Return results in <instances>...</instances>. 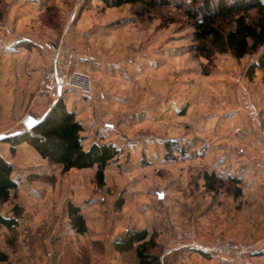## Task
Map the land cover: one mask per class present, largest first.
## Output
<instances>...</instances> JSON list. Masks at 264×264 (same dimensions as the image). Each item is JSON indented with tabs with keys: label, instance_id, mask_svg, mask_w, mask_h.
<instances>
[{
	"label": "rangeland",
	"instance_id": "374dc122",
	"mask_svg": "<svg viewBox=\"0 0 264 264\" xmlns=\"http://www.w3.org/2000/svg\"><path fill=\"white\" fill-rule=\"evenodd\" d=\"M125 2L0 0V135L55 104L38 96L52 69L49 42L92 77V103L67 89L62 99L84 129L85 148L111 143L118 151L99 184L97 168L63 173L28 145L11 153L0 141L19 180L0 215L22 211L15 230L0 228V264H139L135 249L113 245L142 229L161 264H233L191 248L165 254L186 230L199 243L221 236L252 244L254 264H264V156L245 109L249 101L260 110L264 130L262 74L246 77L258 55L207 60L180 0ZM169 142L183 153H168ZM206 173L218 177L213 191ZM69 204L85 218L83 235L70 226Z\"/></svg>",
	"mask_w": 264,
	"mask_h": 264
},
{
	"label": "trees",
	"instance_id": "16d2710c",
	"mask_svg": "<svg viewBox=\"0 0 264 264\" xmlns=\"http://www.w3.org/2000/svg\"><path fill=\"white\" fill-rule=\"evenodd\" d=\"M109 7H120L129 2L140 0H100ZM177 8L183 9L185 16L194 30L193 37L198 42L197 51L200 56L210 60L218 53L229 54L233 59L240 61L246 56L258 55L246 71L248 80L253 81L256 73L262 74L264 83V2L262 0H180ZM63 93L46 113V116L30 131L22 129L6 135L0 139L10 146L14 153L22 144L28 145L37 152L42 160L50 165L61 168L63 173L75 169H96L97 182L103 181L104 169L117 158L118 151L114 145L92 144L85 148L81 134L84 129L76 120V114L67 110ZM83 100V99H82ZM84 101V100H83ZM167 152L178 151L172 142L166 144ZM14 167L9 161L0 156V203L8 202L10 194L18 191L19 180L14 177ZM207 188L213 191L215 180L213 174L204 175ZM212 183V184H209ZM70 226L79 235L86 233L85 218L80 209L72 204L68 205ZM22 211L15 206L12 215H0V228L15 230L20 222ZM152 237L145 229L128 231L122 238L114 242L119 252H128L135 249L139 264H161L154 255L148 253L147 246ZM7 257L0 251V262H6Z\"/></svg>",
	"mask_w": 264,
	"mask_h": 264
},
{
	"label": "built area",
	"instance_id": "2783aa9c",
	"mask_svg": "<svg viewBox=\"0 0 264 264\" xmlns=\"http://www.w3.org/2000/svg\"><path fill=\"white\" fill-rule=\"evenodd\" d=\"M52 60V69L39 83L38 96L45 101H58L65 89L75 92L78 97L87 103L94 101V84L91 75L82 70L74 69L76 57L66 50H61L53 44L43 45ZM66 53V54H64ZM60 89V93H59ZM247 115L262 141L261 153L264 156V130L260 119V110L253 104L246 102ZM171 248L165 254H170L177 249L191 248L211 254L233 264H254V254L257 249L249 243L228 241L219 236L209 243H199L193 231L180 232Z\"/></svg>",
	"mask_w": 264,
	"mask_h": 264
},
{
	"label": "water",
	"instance_id": "95a60500",
	"mask_svg": "<svg viewBox=\"0 0 264 264\" xmlns=\"http://www.w3.org/2000/svg\"><path fill=\"white\" fill-rule=\"evenodd\" d=\"M59 93H60V89H59ZM51 108V107H50ZM49 111V110H48ZM47 111V112H48ZM46 112V113H47ZM46 113L44 114V116L40 117V118H33L31 116L26 115L24 117V119L22 120V124L25 128V130L30 131L31 129H33L35 127V125H37L40 121H42V119L46 116ZM5 135H0V139L2 137H4Z\"/></svg>",
	"mask_w": 264,
	"mask_h": 264
},
{
	"label": "crops",
	"instance_id": "0c3cea01",
	"mask_svg": "<svg viewBox=\"0 0 264 264\" xmlns=\"http://www.w3.org/2000/svg\"><path fill=\"white\" fill-rule=\"evenodd\" d=\"M261 74V73H260ZM43 116V115H42ZM22 146H25L24 144H22ZM43 161H45V160H43ZM252 188V187H251ZM263 238H261V240L259 241V242H262L261 243V246L260 247H264V233H263V236H262Z\"/></svg>",
	"mask_w": 264,
	"mask_h": 264
}]
</instances>
